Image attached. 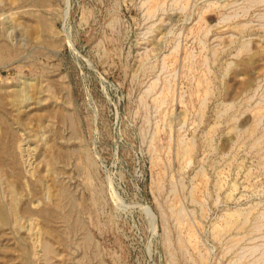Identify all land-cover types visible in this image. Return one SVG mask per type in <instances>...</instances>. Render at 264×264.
<instances>
[{"label":"rangeland","instance_id":"obj_1","mask_svg":"<svg viewBox=\"0 0 264 264\" xmlns=\"http://www.w3.org/2000/svg\"><path fill=\"white\" fill-rule=\"evenodd\" d=\"M0 264H264V0H0Z\"/></svg>","mask_w":264,"mask_h":264},{"label":"bare ground","instance_id":"obj_2","mask_svg":"<svg viewBox=\"0 0 264 264\" xmlns=\"http://www.w3.org/2000/svg\"><path fill=\"white\" fill-rule=\"evenodd\" d=\"M3 215V214H2ZM33 226V225H32Z\"/></svg>","mask_w":264,"mask_h":264}]
</instances>
